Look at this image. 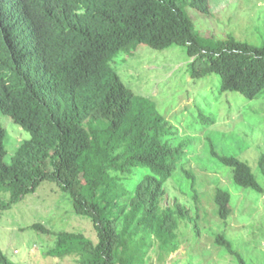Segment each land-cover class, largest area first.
Returning a JSON list of instances; mask_svg holds the SVG:
<instances>
[{
  "label": "trees",
  "instance_id": "16d2710c",
  "mask_svg": "<svg viewBox=\"0 0 264 264\" xmlns=\"http://www.w3.org/2000/svg\"><path fill=\"white\" fill-rule=\"evenodd\" d=\"M75 6L84 11L75 17L84 27L90 24L87 28L73 20L66 33L43 32L55 76L47 70L24 75L0 64V112L30 134L7 163L6 130L0 125V187L9 193L2 206L54 180L70 196L75 215L88 218L96 234V241L82 232L55 234L47 253L54 264H152L147 257L155 249L159 263L180 248L181 222L192 223L194 236L201 235L200 214L190 215L183 200L171 198L170 183L194 194L197 211L203 191L196 189V171L183 161V147L161 139L159 132L170 131L168 123L154 104L122 83L110 62L119 51L139 45L158 50L181 45L193 77L215 73L222 91L254 100L264 93V47L198 38L186 7L209 15L208 0H77ZM120 8L130 15L122 18ZM199 65L205 68L198 71ZM129 121L135 132L126 129ZM217 159L236 186L263 194L249 162ZM258 170L264 180V156ZM211 193L218 219L211 230L214 245L246 264L226 231L232 194L219 186ZM167 196L172 203L165 206ZM29 229L51 234L39 223ZM0 264L14 263L0 251Z\"/></svg>",
  "mask_w": 264,
  "mask_h": 264
},
{
  "label": "rangeland",
  "instance_id": "374dc122",
  "mask_svg": "<svg viewBox=\"0 0 264 264\" xmlns=\"http://www.w3.org/2000/svg\"><path fill=\"white\" fill-rule=\"evenodd\" d=\"M210 10L204 15L186 7L198 38L214 42L233 39L253 48L264 47V0H210ZM190 62L186 47L181 45L159 50L139 45L119 52L110 63L127 88L155 105L170 127V131L159 132L161 139L183 147V161L194 168L200 181L196 189L203 191L197 211L194 194L179 192L170 183L171 198L183 200L190 215L200 214L201 235L194 236L192 223L184 227L181 222L180 248L169 257L159 258V263L156 249L147 259H152V264H239L222 254L211 234L218 221L211 191L219 186L232 194L234 210L226 224L228 238L246 264H264V192L236 186L229 168L217 159L234 156L249 162L264 188L258 170L259 159L264 156V93L250 100L237 92H224L219 75L193 77ZM204 68L199 65L197 70ZM0 125L6 129V162L10 163L30 134L1 112ZM128 128L135 132L131 121ZM8 199L9 193L0 190V250L14 264H54L47 253L60 232H82L96 241L90 220L75 215L70 196L54 180L43 181L35 193L3 207ZM169 203L172 201L167 196L163 205ZM34 223L44 225L51 234L30 230Z\"/></svg>",
  "mask_w": 264,
  "mask_h": 264
},
{
  "label": "clouds",
  "instance_id": "9594fccd",
  "mask_svg": "<svg viewBox=\"0 0 264 264\" xmlns=\"http://www.w3.org/2000/svg\"><path fill=\"white\" fill-rule=\"evenodd\" d=\"M76 2L77 0H0V64L7 63L13 70L24 75H38L47 70L55 76L47 59L50 49L43 32L48 29L53 33L63 34L70 29L73 20L80 23L75 14H83L84 11L75 6ZM208 2L211 13L210 0ZM129 15L120 8L122 18ZM80 25L82 26L81 23ZM89 25L82 27L87 28ZM96 35L100 39L105 37L101 32H96ZM116 75L118 76L117 73ZM9 121L13 123L11 119Z\"/></svg>",
  "mask_w": 264,
  "mask_h": 264
}]
</instances>
